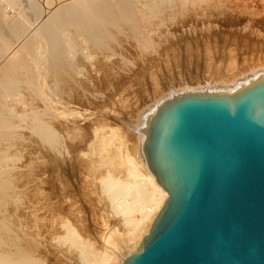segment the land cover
Listing matches in <instances>:
<instances>
[{
	"label": "rangeland",
	"instance_id": "374dc122",
	"mask_svg": "<svg viewBox=\"0 0 264 264\" xmlns=\"http://www.w3.org/2000/svg\"><path fill=\"white\" fill-rule=\"evenodd\" d=\"M2 1L4 5L6 4L5 5L6 7L2 5V7H5L2 9V11L3 10L5 11L4 12L5 16L9 17L10 21H17V20L20 21L21 20L20 22L23 24V28H24L23 30L25 32L23 31L22 32L23 34H21L18 37L10 38L11 43L9 46V50H8L7 55L4 56L0 60V68L5 63L6 60L12 57H14L15 59L17 55L19 54L18 51H20L26 45L31 44V45L36 46L38 44V39H36V37L38 36V33H40L41 31H45L49 35H51V33L53 32V34L50 36V39L49 37H48L49 40L47 39L48 43L52 41L51 37L52 38L56 37L57 39L60 38V40H65L66 42L67 40H70V38H72L73 40L71 39L70 41H73V42H70V43H72L71 45L73 46L74 50L71 53L67 51V53L73 55L75 58V61L78 57L82 55V52H85V53L87 52L91 55L90 63L86 62L87 64L86 63L80 64L78 67H76L74 70L71 71L72 73L71 72L68 73L69 77L66 78V82L64 81L65 82L64 84L66 85H64L61 82L59 83L60 85L57 84L56 86L53 80H51L54 83V84H51L52 87L49 86L48 84L47 86H44L47 99H43L39 93L35 92L30 87V85L27 83V81H25V83L24 82L23 83L22 82L13 83L14 91L12 94V98L10 100L12 102H8L7 104L12 106L10 107L13 109L12 111H14V113L16 112L18 116L19 115L23 116L21 117V119L22 118L23 119L20 121L17 120L18 125H20L17 129L14 128V129H1L0 130V134L2 133V130H6V132L9 130L8 135H5L4 134L5 132H3V134L6 137L8 136L7 139H5L6 137L3 134H1V136L3 135L2 136L3 140L2 138L0 140V178L2 179V180L0 179V181H2V183L0 182L1 184L0 189L3 190V193L2 194L0 193V221H1L0 226L2 227L0 228L2 232V233L0 232L1 234L0 238L1 236H3V233L7 234L8 236H10L9 240H12V242L16 241V244L18 243L17 245L19 246H21V244L25 242V230L32 237H34L35 234L37 233L38 237L40 236L38 240L41 241V243L44 242L43 244H46V245L49 244L48 246H50V243L52 241V238H51L52 236L50 232L52 229H51V223H49L48 220L50 219V217L53 219L54 216H55L54 219L55 218L61 219L62 217L60 215L62 213H63L62 214L63 217L64 215L65 217H67V215L69 214L68 216H70V213L72 214V212H74L75 214L74 213L72 214L71 221L78 227L81 226V224H84V225L86 224L85 227L88 230V234L98 244V240H97L98 234H100V232L103 231L102 229H104L103 232H106L103 226V220L107 217L104 215L106 212L104 210L105 206H103L102 204L103 202L102 203L100 202V201H103L101 200L103 197H101L102 195H100L98 192L99 184L98 182H96L97 180H99L97 178H100L99 176H97V173L99 175L101 172L97 171V173H95L96 170H93V172L94 171L95 172L93 173V175H91L92 173L91 168L89 169L90 171L88 170V172H86V170H82L83 172L81 170H78L80 172L78 171L73 172V170H70L67 168V165L71 163H72L71 165L73 166L78 165L81 159L83 160L85 159L86 161L84 160V162L86 163L88 162V160H90L87 163V166L90 165V162L92 164H94V162L98 163L99 162L98 160L100 158L99 156L100 148L98 146V141H99V137L104 136L103 134L107 135V142H106L107 147L106 149H104V152L103 151L101 152V158H103L104 154L109 150H115V149L118 150V147H119L118 143L121 142L123 139L126 141L128 139L127 142L129 144L134 143L133 142L134 139L130 138L133 136V134L131 133L128 126H131L134 123L137 117V113L140 111V109L145 104L150 103L154 97L160 96L162 93L167 92L169 89L171 88L178 89V87L183 86L184 84H188L189 86H195L196 83L202 84L206 81L215 80V77L216 79L219 78L218 81L226 79V78L227 79L237 78L240 75V73H247L251 69L264 66V25H263L264 22L262 20V18L264 17V14H263L264 12H262V8H261L263 6V9H264V0H251V1L250 0H239V1L238 0H235V1L234 0H225V1L219 0V2H217L218 0H213V1H216V3L213 2V4L211 2L212 0L211 1L207 0L208 2H206V0L205 1L199 0L198 3L196 0L194 1L195 3L192 2L194 3L192 4V6H189L191 5V2L190 4L188 3L187 5L186 2L184 3L182 2V0H146L148 1L147 3H144L142 4V6L138 7L137 20L140 26L144 27V30H145L144 36L148 39L147 43L144 42V46H143L141 44L143 40L141 42L140 41L141 38L136 37V35L133 34L132 32H129L127 30H126L127 32H123V31L118 32L117 29L111 27L110 29H111L112 35H111V38L108 39L107 43L115 45V49L109 47L108 45H105L103 50L94 48V46L88 41L86 43L81 42L80 41L81 38H78V36L74 38L75 30L77 27L75 25L76 23H72L73 21L71 19L68 18L71 21H68L67 19V21L63 23H61L57 19L56 15L58 11L64 9L66 4L69 5L74 0H6V3H5V0H2ZM81 1H85V0H81ZM86 1H92V0H86ZM200 1L201 3H199ZM233 1L236 4L233 3ZM111 2L114 3L115 1L111 0ZM209 2H210V5L212 4L213 6L212 5L210 6L209 4H207ZM203 3L210 7L207 8ZM199 4H203L204 6L199 5ZM214 4H217V5L214 6ZM193 5H195L194 7L195 10L193 9ZM197 6L198 8L196 9ZM202 7L204 8L205 11L200 10ZM211 7H215L214 10L216 13H213V11L209 9ZM232 8L233 9L236 8L237 10H239V12L236 13L235 11L236 9L234 10L235 11L234 12ZM114 9H115L114 11H116L117 13L118 7H115ZM227 9L229 11H233L236 15L235 14L230 15L232 14V12L229 13ZM256 10L259 12L258 14ZM209 11L215 17L214 16L213 18H209L205 16L203 17V12L210 13ZM261 13L263 15H261ZM258 15L261 16V17L259 16L260 19ZM225 16H228V17H225ZM255 22H258V23L262 22L263 23V24L261 23V25H263L262 28H260L261 26L258 27ZM125 27H128L127 24L125 25ZM260 32L262 33V35ZM76 33L78 34V32ZM30 39H32L33 42H31ZM28 40H30V43H27ZM119 40L120 42L124 43V44L122 43L124 45L123 51L121 49L122 47L120 46L119 48L116 47V41H119ZM25 41L27 44H25ZM67 44H69V41L67 42ZM207 45L210 46V48ZM68 47L69 46L67 45V48ZM229 48H230V51H229ZM9 51L11 52L9 53ZM16 51L18 52V54ZM229 52L231 54H229ZM15 53H16V56H15ZM230 55H232L231 57H233L232 60L229 59V63L225 64L227 63L226 59H228ZM210 59H212L211 61L212 64L210 62ZM216 60L219 64L218 63L216 64L215 62ZM206 62L207 63L210 62V63L206 64ZM214 62L216 66L213 64ZM213 65L215 67H211ZM211 69L212 71H210ZM21 71H22L23 76L25 77L32 76V78H34V81H36L37 83H41L42 74H43L42 71L36 69L35 71L30 72L29 69L25 67ZM114 72H115V75H114ZM110 75L112 76L110 77ZM104 77L106 81L108 82L106 83V85L104 84V80H105ZM119 77H120V80L116 81L115 79ZM75 81L82 82L83 84H87V87H88L87 94L89 95L88 100L90 99L89 101L85 99L86 97L82 95L83 94L82 92L81 94H80V91L77 93V90H80V89L83 90V89L81 87L82 85H75V84L73 85ZM48 82L49 84L51 83L49 80ZM101 84L103 87L101 86ZM53 85L55 86L53 87ZM72 86L74 89H76V87L78 88L76 90H73V88H70ZM67 87L70 88V91L68 90L69 93L66 92ZM63 88L65 91L62 90ZM61 91H63L65 94H60L62 93ZM72 91H74L76 95L77 94L82 95V96L75 95L76 97L74 96V99H72V100L76 99L75 102H71L72 101L71 98L74 95ZM120 93H122L123 96ZM47 94L50 95L51 97L48 96ZM79 96L81 99L79 98ZM82 98H84L87 101L82 100ZM114 99L116 100L115 102L113 101ZM55 100L63 101V102L59 101L61 103L66 102L64 103V105L62 104V106H66V107L71 106L72 108L77 107V109H74V110L77 111L78 113L83 114V116L87 120H85L84 122V120L82 121L81 118H79V120L77 119L78 123H76V126H78L80 130L76 129L77 130L76 131L75 129H73L75 133L71 132L73 131L71 128H70L71 131L68 129L65 130V128H63L67 133L65 135H62L65 133L64 130L62 131V127H65L63 125L61 128H60V125H57L58 131L57 129H53L56 132L57 136L59 137L61 136L62 138L61 141L63 140L62 147L64 148V149L60 148L61 150L63 149V151H61L63 153L60 155L61 157L58 155L59 150L56 151L55 148L52 149L54 150V152L55 151L57 152L53 156L57 154L56 156L60 157V159L59 157L57 158L55 157L56 159L54 158L53 159L54 161L52 160V163L54 165V168H53V165L51 164V158L53 157L52 154L54 152L50 150L51 145H49V143L43 142L42 144H44V146L48 144L47 146L49 148H47V146L44 147V146H41V143L39 142L37 143L39 137L35 136L37 134V132L35 131L36 129L29 128L30 119L28 118L29 119L28 120L26 116L29 112H32V111L38 112L36 113L37 115L43 114L45 111L44 105L46 104L54 105L57 102V101L55 102ZM67 100H71V101L67 102ZM80 100L82 102H80ZM109 100L110 101L112 100V101L109 102ZM100 103H103V104H100ZM88 104L90 106H88ZM93 105H97V107L96 106H94L96 108L91 107ZM105 107L107 110H105ZM101 115L104 117H102ZM25 119L26 121H24ZM100 120H102L103 123ZM105 121H107L108 123ZM99 122L102 123V125H100ZM21 126L22 128L23 127L24 128L22 129ZM32 130H34L33 132H36V134L33 133ZM69 131L70 133H68ZM33 139L35 140L34 144H33ZM41 139L42 138H40V140ZM81 141L83 144H81ZM38 144L39 146H41V149H43V151L46 149L50 150L51 153L48 150L44 151L46 153L48 151V155L46 156H48L49 158L43 157L45 153L40 149V147L36 146ZM67 144H68V148L70 147V149L66 148ZM75 147H76V150H75ZM38 149H40L41 151ZM71 149H74V150H71ZM36 150L39 154V155L37 154L38 157L40 156L41 153L42 155L44 153L43 156L41 155L43 158H39L38 161H37L38 158L36 155L37 153ZM67 150H70V152H67ZM29 151L33 153L30 154ZM64 151L66 152V154ZM67 153H70V154L67 155ZM79 154H81V156ZM31 155L32 156L34 155V156L32 157ZM62 156L64 158H62ZM46 158L50 159V161H47L49 163L46 162L47 160ZM40 159L45 161L49 165L51 164L50 166L52 168H49V165H48L47 167L49 170L45 174H41L43 173V171L41 172V170H43V167L41 165L44 162L43 161L40 162ZM75 160H77L78 162ZM83 160L81 161V163L83 162ZM28 161L29 162L31 161L32 163L33 162L35 163L37 161L36 164L38 162L42 164L37 165L38 168H36V170L35 168L34 170H32L33 166L34 167H37V166L36 164L34 165V163L30 164ZM56 161H57V164L54 163ZM73 161L75 165L73 164ZM62 163L63 165L65 164L63 171H62V168H63ZM26 164L30 167L25 166ZM31 165L33 166L31 167ZM43 165L45 167V164ZM27 168L28 169L31 168L30 171H28V172H33V173H30L31 175L27 172L28 170ZM39 168L40 170L38 171ZM35 171H38L41 173L36 172L37 175H35ZM59 172H60V175L57 174ZM85 172L87 174H85ZM29 175H30V178H28ZM35 176H40V177H36L37 182H34V184L32 185L33 181H36L33 178ZM25 177L26 179H29V180H26ZM62 177L67 180H64ZM31 178H33V181L29 182ZM38 178H40L41 180H39ZM49 178L50 179L52 178V179L50 180ZM89 178L91 179V181H94L96 179L97 180L94 181V184H92L93 182L90 183ZM87 179L89 180V183H87L88 182ZM58 180H61V181L64 180V181L61 182ZM85 180H86V184H85ZM25 181H28L29 183ZM47 181H48V184H51L54 188H57V189H54L55 192L54 190L49 191V189L41 186L42 182L47 183ZM57 181L59 185L57 184ZM67 182L69 183V187H68ZM80 182L81 184L82 183L84 184V185L82 184L83 186L81 187H80ZM95 182L98 188L94 186ZM25 184H27L28 187L25 186ZM35 184H39L40 186H36ZM88 184L89 186L91 184V186L89 187ZM32 187L36 190H34ZM67 187L69 189H67ZM82 187H83V190H82ZM38 188L40 189V191L38 190ZM71 188H73V190H71ZM95 188H97L96 191H95ZM44 190H46V193L50 195L47 202H46V199H43L44 195L42 194L43 192L45 193ZM69 190L72 192L70 193ZM35 191L36 193H33ZM60 191L64 192V196H63V193H61L62 195L60 194ZM91 191L93 194L88 193ZM94 191L95 193L97 192L96 194L99 197L94 193ZM37 192H41L39 193L40 195H38ZM85 193L88 195L90 194V195L86 196ZM53 194L54 196H52ZM36 195L38 197L40 196L41 198L40 197L38 198ZM25 196L28 197V199ZM34 196L35 198H38V199H35ZM62 197L63 199L65 198V200L66 198H68L69 201L66 202L67 200L66 201H64L63 199L61 200ZM25 199L28 200L27 203ZM42 199L44 203L42 202ZM30 200L31 201L34 200V201L31 202ZM57 200L58 202H56ZM35 201L38 202L36 205H35L36 203ZM53 201H55L56 205L57 203L58 205L60 204L59 206L63 209V212L61 211H60L61 213L58 212L60 213L59 216L57 214L48 212V210H45L46 208L44 207V204L52 203ZM29 202L32 204V205L30 204L31 206L29 205ZM63 202H65V205ZM71 203H74L73 205H75V207H73V209L75 208V210L73 211L71 210L72 209L71 207L73 206ZM98 203H100L101 205ZM40 204L41 205L43 204V205L41 206ZM33 205H35V207ZM69 205H72V206H69ZM36 206H37V209H35ZM41 208L44 209L45 213L42 212L43 210ZM27 209L28 210L30 209V214H32V216L34 215L33 213L36 212L35 216L32 217L29 214V211ZM40 210L44 216H42L40 212L37 213V211H40ZM69 210H70V213H69ZM31 211L33 212L31 213ZM46 212H48L50 215L53 214L52 215L53 217L52 216L49 217L48 216L49 214L48 213L46 214ZM67 212L68 214H64ZM45 216L47 220L45 219ZM40 217L44 219L46 222L42 220ZM34 218H38V219H34ZM39 219L41 220V222ZM28 221L30 224L28 223ZM57 222H59V220ZM32 223L34 225L40 224V226L38 227L37 225L36 228H34L35 226H33ZM44 225H46L45 229L43 228ZM49 225L50 227H47ZM27 227L29 228V230ZM31 228H34V230H32ZM48 228L51 230H49ZM56 228L58 231H60V232H57L58 236L62 235L61 232H63V230L60 227H56ZM35 229H38V231ZM47 230L49 231L50 234L48 233ZM44 231L46 232L44 233ZM42 234L44 236H42ZM41 237L43 239V242L41 240ZM50 238H51V241H50ZM2 239L5 241L0 240V243L5 242L6 244L5 243L4 244L6 246L5 245L4 246L6 248L0 247V250L3 248L9 249V247L11 248V246L13 248L14 246L15 248L17 247L16 245H12L13 243L11 241L9 242L12 244L7 242L8 241L7 236L5 238L2 237ZM44 240L45 241L47 240V241L45 242ZM66 255H65V258H61L58 262H54L51 258H49L50 261L54 262V263L51 262L49 264H56V263L57 264H60V263L69 264V262L70 264H77L75 263L76 259L75 257H73L74 255L73 256H71L72 254H66ZM65 259H68V260L65 261Z\"/></svg>",
	"mask_w": 264,
	"mask_h": 264
},
{
	"label": "bare ground",
	"instance_id": "6f19581e",
	"mask_svg": "<svg viewBox=\"0 0 264 264\" xmlns=\"http://www.w3.org/2000/svg\"><path fill=\"white\" fill-rule=\"evenodd\" d=\"M114 1L115 2L112 3L111 0H92V1L74 0L69 5L66 4L64 9L58 11L56 17L61 23L67 21L68 18L71 19L73 21L72 23H76L75 25L77 27L76 30H75L74 38L76 36H78V38H81L80 39L81 42H85L86 43L88 41L94 46V48H98L100 50H103L105 45H108L109 47L115 49V45L107 43L108 39L111 38V35H112L111 34V29H110L111 27L117 29L118 32H121V31H123V32H127V31L132 32L133 34L136 35V37L141 38L140 39L141 42L143 40V42L141 44L144 46V42L147 43L148 39L144 36L145 35L144 27L140 26V24H139V22L137 20V16H138V7L142 6V4L147 3L148 1H146V0H114ZM194 1H196V0H182V2H184V3L186 2L187 5H188V3L190 4V2H191V5H189V6H192V4L195 3ZM198 1L199 0H197V3H198ZM201 1L199 3H201ZM203 1H205V0H203ZM208 1H211V0H208ZM208 1L206 0V2H208ZM234 1H233V3H235ZM192 2H194V3H192ZM211 2H212V4H213V2L216 3V1H213V0ZM217 2H219V0ZM261 2H263V1H261ZM2 3H3V1L0 0V60L4 56H6L7 53H8L9 46H10V43H11V39L10 38L18 37L21 34H23L22 32L24 31L23 30L24 29L23 28V24L20 22L21 20L18 17L17 18L20 21H18V20L17 21H10V18L5 16V13H4L5 11L4 10L2 11V9L6 7L5 6L6 4L4 5V3L3 4ZM5 3H6V0H5ZM203 4H199V5H203ZM207 4L210 5V2L207 3ZM230 4H231V2H230ZM2 5H4L5 7H2ZM216 5L217 4H214V6H216ZM205 6L207 8L210 7V6H207V5H205ZM224 6H225V4H224ZM115 7H118V12L117 13H116V11H114ZM194 7H195V5H193V9H194ZM206 7H205V9H206ZM197 8H198V6L196 7V9ZM202 8L200 10L203 11L204 8L203 9ZM211 8H209V9L212 10L213 13H216L215 10H214L215 7H211ZM233 8H232V10L234 11L236 8L235 9H233ZM261 8H262V12H264L263 6ZM249 10H251V9H249ZM233 11H229V13L232 12V14H230V15L235 14L234 13L235 11H236V13L239 12V10H237V9L234 12ZM206 12H208V11H206ZM206 12H203V17L205 16V17L213 18L214 15L210 11H209L210 13H206ZM225 12H227V11H225ZM258 13L259 12L257 11V14ZM223 14H225V13H223ZM263 14L261 13V15H263ZM238 15H239V13H238ZM255 16H257V15H255ZM259 16L260 15H258V17ZM225 17H228V16H225ZM260 17H259V19H260ZM263 18H262V20L264 22ZM69 19H68V21H71ZM255 23H256V25L258 27L261 26L260 28H262V26L264 25L262 22L261 23L263 25H261V23H258V22H255ZM126 24H127V26L129 28L125 27ZM76 32H78V34ZM50 33H51V31H50ZM52 34H53V32L51 33V35ZM51 35H49L45 31H41L40 33H38V36L36 37V39H38V44L36 46L28 44L25 47H23L20 51L17 50L19 52V54H18V52L16 51L17 54H18L17 57L15 59H14V57H12V58L6 60L5 63L0 68V130L1 129H14V128L17 129L20 126V125H18L17 120L20 121V120L23 119V118L21 119V117H23V116L19 115L20 116L19 117L16 112L14 113V111H12L13 110L11 108L12 106L7 104L8 102H12L10 100L12 98V94H13V91H14L13 83H17V82L18 83H20V82H22V83L24 82L25 83V81H27V83L30 85V87L35 92L39 93L43 99H47L44 86H47V84L49 86H51V84H54V83L57 86V84H59L61 82L64 84L66 82V78L69 77V74H68L69 72L74 70L80 64H85L86 62L90 63L91 55L89 53H87V52L86 53L82 52V55L80 57H78L76 59V61H75V58H74L73 55L67 53V51L69 53H71L74 50L73 46L71 45L72 43H70V42H73V41H70L72 38H70V40H67V42L69 41V44H67V42L65 40H60V38L57 39L56 37L55 38L51 37L52 41L50 40L51 42L48 43L47 39H48V37L50 39ZM261 35H262V33H261ZM259 36H260V34H259ZM30 40H31V42H33L32 39H30ZM30 40H28L29 42L27 41V43H30ZM15 41H17V40H15ZM27 43L25 41V44H27ZM122 43L123 42H120V40L116 41V47L117 48H119V46L122 47L121 49L123 51V46H124L123 44L124 43L123 44ZM67 45L69 46L68 48H67ZM208 47L210 48V46H208ZM229 51H230V48H229ZM10 52L11 51H9V53ZM229 54H231V53L229 52ZM15 56H16V53H15ZM231 56L232 55H230L228 57V59H226L227 63H225V64L229 63V59L232 60L233 57H231ZM12 59H14V60H12ZM214 60H215V58H214ZM211 61H212V59H210V62ZM207 62H206V64L210 63V62L209 63H207ZM215 62H216V64L218 63L217 60ZM215 62L213 63L214 65H215ZM211 64H212V62H211ZM225 64H223V65H225ZM214 65L211 66V67H215L216 66V65L215 66ZM24 67L28 68L30 72H33L36 69L42 71L43 74H42L41 83H37L36 81H34V78H32V76H29V77L23 76L21 70ZM209 67H210V65H209ZM210 71H212V69ZM107 74H109V73H107ZM261 74H264V66L263 67H259V68L251 69L247 73H240V75L237 78H231V79H227L226 78V79L218 81L219 78L216 79V77H215V80L206 81V82H204L202 84L201 83H196L195 86H189L188 84H184L183 86L178 87V89H173V88L169 89L167 92L162 93L160 96L154 97L153 100L150 103L145 104L140 109V111L137 113V117H136V120L134 121V123L131 126H128L130 131H131V133L133 134V136L130 137V138L134 139V141H133L134 143L129 144L127 142L128 139H127V141L123 139L121 142L118 143L119 144L118 150L115 149V150L107 151L104 154L103 158H101V152L102 151L104 152V149H106V147H107V143H106L107 142V135L103 134L104 136H102V137L98 136L99 137L98 146L100 148V154H99L100 158L98 160L99 161L98 163L94 162V164H92L90 162V165L87 166V163L90 160L87 159L88 162L86 163V162H84L85 159L84 160L81 159L80 163H78V165H75L74 161H73V164L75 166L71 165L72 163L67 165V168L70 169V170H73V172L78 171V170H81V171L82 170H86V172H88V170L90 168L92 169L91 175H93V173L95 172V171L93 172V170H96L95 173H97V171L101 172L99 175L97 173V176L100 177V178H97L99 180H97L95 178L97 181L96 180H94V181L98 182V184H99V185L97 184L99 186V189H98L99 191L98 192H99L100 195H102L101 197H103L101 199L103 201H100V202L101 203L103 202L102 204H103V206H105L104 210L106 212H105L104 215L107 216V217L105 218L106 220L105 219L103 220V226H104L106 232H103L104 229H102L103 231L100 232V234H98V237H97L98 238L97 239L98 240V244L88 234V230L85 227L86 224L85 225L81 224V226L78 227L77 225H75L71 221V218H72L71 216H72V214L74 212H72V214H71L70 210H69L70 216H68L69 214L67 212V213H64V214H68L67 217H65V215L63 217L62 216L63 213H62L60 215L62 217L61 219H56V218L54 219L55 216L53 217L52 215L53 214H57L59 216V214L61 212H63V209L59 206L60 204L58 205V203H57V205H56L55 201H53L54 203L52 202V203H45L44 204V207L46 208L45 210H48V212L53 213L52 215H50L48 212H46V214L47 213L49 214L48 215L49 217L50 216L53 217V219L50 217V219H52V220H50V219L48 220L49 223H51V229H52L51 230V229L48 228L49 230H51L50 233H51V236H52V237L50 236L52 238V241H51V238H50L51 243L49 241L50 246H48L49 244L48 245L43 244L44 242H43L42 237H41V240H42L43 243H41V241L38 240L40 238V236L38 237L37 233H36L37 235L35 234V236L32 237L25 230V242L23 244H21V246L17 245L18 243L16 244V241L12 242V240H9L10 236H8L7 234L3 233V236H1L0 240L1 241H5V240L2 239V237L5 238L7 236L8 237V241L7 240L6 241L7 242L11 241L13 244L10 243V242L9 243L12 244V245H16L17 247L15 248V246H14V248H13L9 244L11 246V248L9 247V249H4V248H6L5 247L6 243L5 242H3V243L1 242L0 243V247L1 248L4 247L3 248L4 251H3V249H1L2 251L0 250V264H49V263L52 262V261L49 260V258H51L54 262H58L61 258H65L66 254H72L71 256L74 255L73 257H75V259H76L75 263H77V264H123L124 261L129 256H131L137 250V248L140 246L144 236L149 232L155 217L157 216L158 212L162 208V206H163V204L165 202V199L168 197V194L156 182L154 175L149 171V169L147 167L146 159H145V156H144V153H143V149H142L143 141H144L145 128H146V125H147L148 120H149L150 116L152 115V113L164 101H166L168 99H171V98H173V97H175V96H177L179 94L189 93V92H205V91L226 90V89L233 88V87H235V86H237V85H239V84H241V83H243V82H245V81H247V80H249L251 78L259 76ZM114 75H115V72H114ZM111 76L112 75H110V77ZM104 79H105V77H104ZM48 80L51 82L50 84H49ZM51 80H53L54 83ZM107 80H109V79H107ZM115 80L116 81L120 80V77L115 79ZM105 81H106V79L104 80V84L106 85V83H108V82L107 81L105 82ZM74 84L75 85H82L81 87H82L83 90H81L80 89L81 87H80L79 88L80 90H77V93L80 91V94H81V92H82L83 93L82 95L86 97V98L85 97L84 98L88 100L89 95L87 94V90H88L87 84H83L82 82H78V81H75L73 83V85ZM59 85H58V87H59ZM64 85H66V84H64ZM71 85H72V83H71ZM54 86L55 85H53V87ZM101 86H102V84H101ZM107 86H108V84H107ZM70 88H73V86L70 87ZM70 88L67 87V91L66 92H68V90L70 91ZM77 88L78 87H76V89ZM76 89L73 88V90H76ZM62 90H64V88ZM61 92L62 93H60V94H65L63 91H61ZM72 93L74 95L71 98V100L74 99V96L76 95L74 93V91H72ZM80 94H77V95H80ZM120 94L122 95V93H120ZM82 95H80V96H82ZM114 95H115V93H114ZM48 96H50V95H48ZM56 96H58V95H56ZM80 96H79V98H80ZM84 98H82V100H85ZM57 100H55V102ZM71 100H67V102L71 101ZM75 100H72L71 102H75ZM87 100H85V101H87ZM59 101H61V100H59ZM59 101H57L54 105H52V104L44 105L45 106V111H44L43 114L37 115L36 113H38V112L32 111V112H29L26 117H27V119L28 118L30 119L29 128L30 129H36L35 131L37 132V134H36V132H33L34 130H32V132L36 134L35 136L39 137V139L37 138L38 139L37 143L38 142L41 143V146H44V144H42L43 142L49 143V145L52 146V147L50 146V150H52L54 148L56 149V151L59 150L58 155L60 156L61 154H63L61 151H63V149H64L62 147V145H63L62 141L63 140L61 141V139H62L61 136L60 137L57 136L56 132L53 129H57L58 128L57 125H60V128L63 125L65 127H62V131L64 130L63 128H65V130L66 129L70 130V128L72 130L73 129L80 130L79 127L76 126V123H78L77 119L79 120V118H81L82 121L84 120V122L87 119L83 116V114L78 113L77 111L74 110V109H77V107H73L72 108L71 106L70 107L69 106L68 107L62 106V104L64 105V103H66V102L61 103L63 101H61V102H59ZM111 101L109 100V102H111ZM113 101L115 102L116 100L114 99ZM80 102H82V101L80 100ZM107 102H108V100H107ZM83 103H85V102H83ZM100 104H103V103H100ZM65 105H67V104H65ZM88 106H90V105L88 104ZM94 106L97 107V105H93L91 107H94ZM96 107H94V108H96ZM105 110H107L106 107H105ZM105 110H104V112H105ZM102 117H104V116H102ZM103 119H105V118H103ZM102 120H100V121L103 123ZM24 121H26V119ZM105 122H107V121H105ZM102 123H100V125H102ZM24 124H26V123H24ZM70 126H72V127H70ZM21 128H22V126H21ZM8 131L6 132V130H2L1 134H3V132H5L4 134L8 135V133H9ZM57 131H58V129H57ZM70 131L68 133H70ZM71 132L75 133L74 130L71 131ZM66 133L67 132L65 131L64 134H62V133H60V134L65 135ZM1 134H0V140H1V138L3 140L2 136L4 134L2 136H1ZM58 134H59V132H58ZM129 135H131V134H129ZM7 137L5 139H7ZM40 138H42V139L40 140ZM34 141L35 140L33 139V144H34ZM81 144H83L82 141H81ZM36 146L40 147V149H41V146H39V144L36 145ZM46 146H44V147H46ZM47 148H49V147L47 146ZM60 148H63V149L61 150ZM66 148H68V144L66 145ZM71 148H72V146H71ZM31 149H32V147H31ZM40 149H38V150H40ZM68 149H70V147ZM41 150L43 151V149H41ZM46 150H48V149H46ZM46 150H44V151H46ZM50 150H48V151L50 152ZM71 150H74V149H71ZM75 150H76V147H75ZM48 151H47V153L44 152L45 155L43 153L44 156L42 155V153L40 154V156L42 155L44 158L48 157V156H46V155H48ZM52 151L54 152V150H52ZM56 151L52 154V156L55 153H57ZM36 152H37V150H36ZM67 152H70V150H67ZM31 153H33V152H30V154ZM37 154H38V152L36 153V155ZM65 154H66V152H65ZM69 154L70 153H67V155H69ZM38 155H37V158H38L37 161L39 160V158H43L42 156L38 157ZM56 155L53 156V157L51 156L52 157L51 158V164L52 165H53L52 160L55 157L56 158L59 157V156H56ZM79 155L81 156V154H79ZM60 157H59V159H60ZM48 158H46L47 159L46 162L50 161V159H48ZM62 158H64V157L62 156ZM82 160H83V162L81 163ZM32 161H34V160H32ZM41 161H43V160L40 159V162ZM57 161L54 162V163L57 164ZM75 161H77V160H75ZM36 162L35 163L33 162L34 165L36 164ZM40 162H38L36 164V166L39 165V164L41 165L42 163H40ZM43 162H44L43 164H45V167H44L43 164L41 165L43 167V170H41V172L43 171V173L38 172L40 170V168H41L39 166L40 168L38 169V171H35V175H37L36 172L37 173H41V174H45L46 172H48L49 169H48L47 166L49 164H47V163H49V162H47V163L45 161H43ZM59 162H61V161H59ZM29 163L31 164L32 162L30 161ZM50 165H49V168H52ZM58 165H59V163H58ZM62 165H63V163H62ZM64 165H63L62 171L64 169ZM25 166H28V165L26 164ZM32 166L33 165H31V167ZM28 167H30V166H28ZM34 168L36 170V168H38V166L37 167L33 166L32 170H34ZM53 168H54V165H53ZM25 169H26V167H25ZM30 169L31 168H29L27 170V172L30 171ZM73 172H72V174H73ZM78 172H80V171H78ZM86 172H85V174H87ZM28 173L30 174V173H33V172H28ZM69 173H70V171H69ZM57 174L60 175V172L57 173ZM30 175H29L28 178H30ZM36 177H40V176H35L33 178L36 180L37 179ZM41 177H42V175H41ZM85 177H86V175H85ZM33 178H31L32 180L30 179L29 182H32ZM25 179H26V177H25ZM38 179L41 180L40 178H38ZM59 179H61V178H59ZM26 180H29V179H26ZM64 180H67V179H64ZM89 180H90V183L93 182L92 184H94V181H91L90 178H89ZM89 180H88L87 183H89ZM58 181H61V180H58ZM58 181H57V184L59 185ZM63 181H61V182H63ZM0 182L2 183V181H0ZM25 182H28V181H25ZM34 182H37V180L33 181L32 185L34 184ZM96 182H95V185H94L95 187H97L96 186ZM27 184H25V186L28 187L29 184L28 185ZM39 184H35V185L36 186H40L41 184L40 185ZM82 184L80 182V187L84 185V184L83 185ZM85 184H86V180H85ZM0 186H1V184H0ZM41 186L49 189V191H51V190L53 191L54 189H57V188H54L51 184H48V181H47V183L46 182L45 183L42 182ZM88 186H89V184H88ZM90 186H91V184H90ZM68 187H69V183H68ZM68 187H67V189H69ZM32 188H31V190H32ZM97 188H95V191H96ZM29 190H30V188H29ZM34 190H36V189H34ZM38 190L40 191L39 188H38ZM61 190H62V188H61ZM71 190H73V188H71ZM82 190H83V187H82ZM44 191H45V193L43 191H41V192H43L42 195H44L43 199H46V202H47V200L49 199L50 195L46 193V190H44ZM95 191H94V193H95ZM41 192H37L38 195H40L39 193H41ZM54 192H55V190H54ZM71 192L72 191H70V193ZM0 193L2 194L3 190L0 189ZM26 193H27V191H26ZM33 193H36V191L33 192ZM61 193H63V196H64V192L60 191V194ZM88 193H92V191L88 192ZM28 195H30V194H28ZM59 195H58V197H59ZM85 195L89 196L90 194L88 195V194L85 193ZM52 196H54V194ZM55 196H57V195H55ZM2 197H3V195H2ZM26 198L28 199V197H26ZM34 198H35V196H34ZM38 198H35V199H38ZM43 199H42V202H43ZM62 199H63V197L61 198V200ZM53 200H54V198H53ZM58 200L56 202H58ZM63 200L64 201L67 200L66 202L69 201L68 198H66V200L64 198ZM27 201L28 200H26V203H27ZM32 201H34V200H32ZM35 202H36L35 203V205H36L38 202L37 201H35ZM97 202H99V201H97ZM63 203L65 205V202H63ZM30 204L31 203L29 202V205ZM71 204L73 205L74 203H71ZM98 204H100V203H98ZM35 205H33V206L35 207ZM72 205H69V206H72ZM73 207H75V205H73L71 207L72 211L75 210V208L73 209ZM27 208H29V207H27ZM35 209H37V206H36ZM42 210H43L42 212L45 213L44 209H42ZM28 211H29V214H30V209ZM32 212L33 211H31V213ZM38 212L41 213V210L37 211V213ZM58 212H60V213H58ZM35 213H33L34 214L33 216H32V214H30V215L32 217H34ZM42 216H44V215L42 214ZM46 216H45V219L47 220ZM34 219H38V218H34ZM42 220H44V219H42ZM58 220H59V222H57ZM31 221H33V220H31ZM44 221H42V222H44ZM50 221H52V222H50ZM40 222H41V220H40ZM0 223H1V221H0ZM28 223H29V221H28ZM37 223H39V222H37ZM82 223H83V221H82ZM47 224H48V222H47ZM37 225H38V227L40 226V224H37ZM37 225L33 224V226H35L34 228H36ZM46 225H44V227H43L44 229H45ZM57 225H59V226H57ZM47 227H50V225L47 226ZM47 227H46V229H47ZM56 227H60L63 230V232H61L62 235L58 236L57 232H60V231H58ZM0 228H2V227L0 226ZM34 228H31V229L34 230ZM38 229H35V230L38 231ZM28 230H29V228H28ZM0 232H1V229H0ZM45 232L46 231H44V233ZM48 233H49V231H48ZM42 236H44V235L42 234ZM1 245H3V246H1ZM51 247H53V248H51ZM73 257H72V259H73ZM67 260L68 259H65V261H67ZM54 262H52V263H54ZM69 264H70V262H69Z\"/></svg>",
	"mask_w": 264,
	"mask_h": 264
},
{
	"label": "water",
	"instance_id": "95a60500",
	"mask_svg": "<svg viewBox=\"0 0 264 264\" xmlns=\"http://www.w3.org/2000/svg\"><path fill=\"white\" fill-rule=\"evenodd\" d=\"M142 149L168 197L123 264H264V74L164 101Z\"/></svg>",
	"mask_w": 264,
	"mask_h": 264
}]
</instances>
